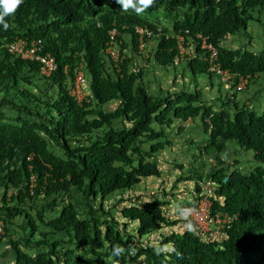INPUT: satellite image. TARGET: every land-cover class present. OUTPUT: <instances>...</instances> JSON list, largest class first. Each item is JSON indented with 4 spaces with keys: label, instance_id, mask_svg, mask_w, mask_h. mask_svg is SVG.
<instances>
[{
    "label": "trees",
    "instance_id": "trees-1",
    "mask_svg": "<svg viewBox=\"0 0 264 264\" xmlns=\"http://www.w3.org/2000/svg\"><path fill=\"white\" fill-rule=\"evenodd\" d=\"M255 5L264 7V0H153L138 14L133 8L125 11L116 0H23L14 13L4 17L9 27L0 24V91L11 93L0 99V220L7 222L14 214H23L34 229L25 204L37 195L68 188L80 194L88 211L81 216L71 202L46 218L38 211V218L51 232L65 237L66 245H58L60 239L23 238V248L44 247L30 253L10 240L13 260L4 264H264V112L234 100H225L231 110L206 106L200 112L191 104L189 92L148 93L138 81L140 70L129 67L130 55L118 64L102 55L110 29L116 30L114 38L120 42L123 33H130L131 52L141 54L144 47H136L134 28L145 26L157 34L149 41L157 63L167 64L177 55L171 34L180 33L194 49L182 56L189 72L212 75L199 56V33L216 47L221 67L242 75L261 71L264 51L227 48L221 43L251 19L249 9ZM159 17L169 26L157 23ZM15 36L40 38L43 49L53 56L55 69L46 76L40 74L45 86L30 90L27 84L37 63L5 50L4 44ZM123 42L117 45L119 51ZM78 63L83 73L79 101L67 90ZM49 88L52 92L47 94ZM110 100L116 101L115 106L104 110L101 105ZM3 104L9 106L11 116L1 109ZM198 112L207 129L202 147L219 154L203 175L195 174L194 199L200 182L214 183L210 210L229 216L224 235L215 239L196 233L187 219L189 226L183 230L161 231L157 244L143 241L142 236L170 222L157 200L121 208L123 217L136 221L139 243L111 221L97 219V209L88 201L131 188L141 177L157 176L159 169L148 156L169 143L158 137L165 135L170 118L184 120ZM114 119L120 121L118 127L112 124ZM227 139L251 151L255 164L246 172L236 167L223 170L220 151ZM47 141L61 153L52 152ZM29 174H33L30 186ZM7 187L13 188L11 204L5 199ZM116 247L123 250L119 255L114 254Z\"/></svg>",
    "mask_w": 264,
    "mask_h": 264
},
{
    "label": "rangeland",
    "instance_id": "rangeland-1",
    "mask_svg": "<svg viewBox=\"0 0 264 264\" xmlns=\"http://www.w3.org/2000/svg\"><path fill=\"white\" fill-rule=\"evenodd\" d=\"M249 12L252 17L245 22L244 26L221 39V43L225 47L246 48L255 52L264 51V7L255 5L249 9ZM148 18L152 19V17ZM157 23L169 26V23L161 17H159ZM122 36L123 40L121 42L119 40L116 46L119 43L121 45L124 41L123 45L120 51L117 46V58L112 63L118 64L120 58L130 55L132 58L129 67L135 66L140 70L138 81L148 93L172 96L180 91L189 92L193 95L190 101L191 104L197 105L200 112L206 106L213 109L229 107L231 110L230 104L225 103V100L245 103L250 109L264 112V70L245 74L241 87L235 89L233 80L221 81L216 76L207 73L192 75L188 70L184 57L176 55L167 64L155 62L152 58L154 46L151 44H148L141 54L137 53L138 50L132 53L129 47L130 33L125 32ZM103 52L102 55L108 57L105 51ZM2 54L3 50L0 47V56ZM45 81L46 79L37 70L27 85L30 90H35L36 87L45 86ZM8 91H0L1 100L10 95L11 91ZM51 92L52 89L49 88L47 94ZM115 104V100H110L102 104L101 107L104 110H110ZM1 109L4 110L6 115L12 113L7 105L3 104ZM199 116L198 112L193 117L184 120L170 118L169 124L166 126L167 129H165V135L161 138L158 137L160 140L167 139L169 143H165L160 149L148 156L157 165L159 174L157 176L141 177L131 188L116 190L106 196L96 197L88 201L92 207L97 209L94 214L97 219L111 221L112 225L124 234L131 233L134 242L141 241V236H136V221L123 217L121 208L131 203L157 200L163 217H167L170 222L167 224L161 223L160 229L148 234V236H142L143 241L147 240L157 244L161 231L164 233L170 230L179 231L189 226L184 208L194 199V193L196 192L193 188L195 174L201 173L203 175L206 168L216 162L219 154L216 151L208 153L204 151L202 146L207 141V129H204ZM112 124L118 127L120 121L114 119ZM143 143L146 146L148 140H143ZM47 146L55 154L61 153L60 148L53 142L47 141ZM222 150H224L225 155L224 158L222 157L223 162L221 164L224 171L236 167L241 172H246L255 164L251 157V151L244 150L233 139L225 140ZM28 180L30 186L33 174H29ZM28 188L30 190V187ZM12 191V187H7L5 190V199L10 204L13 201L9 197ZM67 202L73 203L81 216L88 215L87 204L80 194L75 189L68 188L67 191L55 192L52 195H37L32 201L25 204L24 209L31 216L35 225L34 229L30 228L23 214H14L7 222L0 220V264L13 260V252L9 246L10 240H15L19 247L30 253L42 251L44 247L31 246L23 248V238L28 239V241L39 238L48 241L60 239L58 245L65 246V237L51 232L41 219L56 215L58 210ZM38 211L41 213V219L38 218ZM125 219L126 222L124 223ZM72 259L70 258V261ZM60 264H63V261H60Z\"/></svg>",
    "mask_w": 264,
    "mask_h": 264
},
{
    "label": "built area",
    "instance_id": "built-area-1",
    "mask_svg": "<svg viewBox=\"0 0 264 264\" xmlns=\"http://www.w3.org/2000/svg\"><path fill=\"white\" fill-rule=\"evenodd\" d=\"M137 35V45L136 47L140 50L142 47L144 49L149 44L152 36H156V32H152L145 26H136L134 28ZM116 30L110 29L108 31V40L104 46L103 51L112 60L117 58V42L119 39L114 38ZM166 35V34H165ZM175 46L177 49V55L182 57L184 55H189L193 52V45L185 43L183 41V35L180 33H175L174 35ZM199 37V42L197 44L199 48V56L206 61V69L214 76H216L221 81L233 80V87L238 89L241 87V83L244 81V75L236 72L230 71L225 67H221L217 60V50L216 47L206 41L204 36L199 33L196 34ZM5 50L17 55L20 58L29 59L37 63V70L40 74L46 76L55 69V60L51 53L44 50L42 47V42L40 38L33 37H13L12 40L6 42ZM83 82L82 69L77 65V69L74 72L72 82L68 87V92L76 99L80 100L82 98L81 84ZM29 158V154L25 156ZM214 183L209 180H204L199 183V191L196 193V198L193 200L192 204H188L184 208V212L187 218L193 222L194 231L199 233L201 231L208 230H220L226 226L227 219L229 216L224 212H219L218 210L211 211L209 199V194H212V189L214 188ZM205 229V230H203Z\"/></svg>",
    "mask_w": 264,
    "mask_h": 264
},
{
    "label": "clouds",
    "instance_id": "clouds-1",
    "mask_svg": "<svg viewBox=\"0 0 264 264\" xmlns=\"http://www.w3.org/2000/svg\"><path fill=\"white\" fill-rule=\"evenodd\" d=\"M22 2L23 0H0V24H3L5 29H7L9 25L5 22L4 17L9 14L14 13L15 10L19 7V5ZM116 3L121 5L125 11H127L129 8H133L139 14V13H143L145 9L151 6L153 3V0H116ZM222 229L201 231L199 233L200 234L208 233L209 234L208 238L217 239V238H221V236L224 235V233L222 232ZM210 233H211V236H210ZM122 251L123 250L121 248L116 247L114 249V254L119 255Z\"/></svg>",
    "mask_w": 264,
    "mask_h": 264
},
{
    "label": "water",
    "instance_id": "water-1",
    "mask_svg": "<svg viewBox=\"0 0 264 264\" xmlns=\"http://www.w3.org/2000/svg\"><path fill=\"white\" fill-rule=\"evenodd\" d=\"M220 156L224 158V156H225L224 155V150L221 151ZM222 179L224 180L225 179V176H223Z\"/></svg>",
    "mask_w": 264,
    "mask_h": 264
}]
</instances>
